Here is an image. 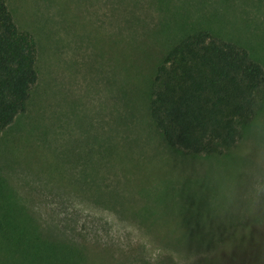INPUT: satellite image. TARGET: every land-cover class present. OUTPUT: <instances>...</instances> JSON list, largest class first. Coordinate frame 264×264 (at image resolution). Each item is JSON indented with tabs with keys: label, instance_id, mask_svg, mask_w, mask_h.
<instances>
[{
	"label": "rangeland",
	"instance_id": "1",
	"mask_svg": "<svg viewBox=\"0 0 264 264\" xmlns=\"http://www.w3.org/2000/svg\"><path fill=\"white\" fill-rule=\"evenodd\" d=\"M36 49L0 133V264H264V88L232 149L169 148L155 69L198 31L264 72V0H4Z\"/></svg>",
	"mask_w": 264,
	"mask_h": 264
},
{
	"label": "trees",
	"instance_id": "2",
	"mask_svg": "<svg viewBox=\"0 0 264 264\" xmlns=\"http://www.w3.org/2000/svg\"><path fill=\"white\" fill-rule=\"evenodd\" d=\"M35 59L31 36L0 0V133L25 111ZM151 83L148 114L164 143L185 155L220 156L253 120L264 72L246 50L198 31L162 56Z\"/></svg>",
	"mask_w": 264,
	"mask_h": 264
}]
</instances>
